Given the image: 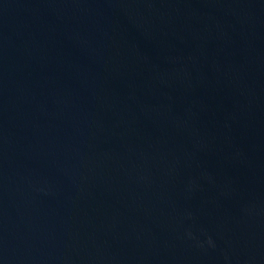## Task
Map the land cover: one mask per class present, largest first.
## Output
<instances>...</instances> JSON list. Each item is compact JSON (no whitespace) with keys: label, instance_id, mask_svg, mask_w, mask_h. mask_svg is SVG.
<instances>
[{"label":"water","instance_id":"obj_1","mask_svg":"<svg viewBox=\"0 0 264 264\" xmlns=\"http://www.w3.org/2000/svg\"><path fill=\"white\" fill-rule=\"evenodd\" d=\"M0 264H264V0H0Z\"/></svg>","mask_w":264,"mask_h":264}]
</instances>
